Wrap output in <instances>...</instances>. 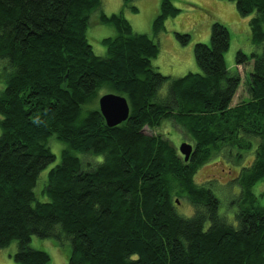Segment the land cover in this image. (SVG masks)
<instances>
[{
	"label": "trees",
	"instance_id": "1",
	"mask_svg": "<svg viewBox=\"0 0 264 264\" xmlns=\"http://www.w3.org/2000/svg\"><path fill=\"white\" fill-rule=\"evenodd\" d=\"M100 1L0 0V249L17 242L16 264H49L46 252L29 247L38 237L69 242L68 264H264V208L253 193L264 182V0H227L252 16L250 41L261 49L236 54L237 66L252 62L248 98L236 106L241 78L227 70L223 24L213 22L209 43L194 46L199 72L172 78L152 65L159 45L135 34L122 12L99 16L117 35L101 41L106 57L93 53L86 31ZM174 1L160 0L155 36L178 16ZM100 92L127 100L125 122L109 128L88 108ZM163 122L193 141L187 162L168 139L143 133ZM50 139L64 148L36 192L56 160ZM215 155L239 169L230 180L236 226L219 214L212 182H195ZM183 200L190 217L176 212Z\"/></svg>",
	"mask_w": 264,
	"mask_h": 264
},
{
	"label": "rangeland",
	"instance_id": "2",
	"mask_svg": "<svg viewBox=\"0 0 264 264\" xmlns=\"http://www.w3.org/2000/svg\"><path fill=\"white\" fill-rule=\"evenodd\" d=\"M159 5L160 0H131L129 7L125 8L123 7V0H101L100 7L90 15L86 31V38L93 53L98 57H106V47L101 41L117 35L112 26L103 25L98 21L99 16L101 14L110 16L122 12L135 34H145L159 45V55L152 62L156 71L164 76L180 78L188 73L199 72L194 61V46L197 43L208 44L212 23L220 22L228 29L230 34L229 48L225 53L227 70L231 74L238 71L241 78V85L233 97L231 106L246 101L248 96L244 89V80L247 73L252 70V62L244 66H237L235 57L238 51L246 56H249L252 52L261 51L260 48H255L250 41L248 22L252 16H241L235 7V3L227 0H175L173 5L179 10L178 16L167 19L163 30L155 36L152 26L159 13ZM130 7H135L137 11L132 12ZM176 33L189 35V42L182 45L176 39ZM166 94L167 85H164L159 90L158 95L159 97H165ZM101 96H103L102 92L88 108L98 109V99ZM143 133L148 136L160 135L168 139L170 145L176 149L179 155L178 150L182 143L194 145L183 130L175 126L171 127L167 122H163L160 127L155 129L145 127ZM49 146L51 152L56 156V160L54 164L41 172L35 189L36 192L46 183L47 172L50 167L60 162V151L64 148V145L55 139L49 140ZM80 156L77 155L78 158ZM251 160L252 156H246L241 164L246 165ZM82 161L88 163L92 162V159L90 156H82ZM238 172L237 166H233L230 161H225L220 155H215L198 170L194 177L195 182L201 186L208 181L212 182V192L220 202L219 214L225 216L226 222L232 226L237 224L235 214L238 207L234 200L236 196L238 198V192L233 188L231 179L236 177ZM253 193L257 197V205L264 208V182L256 185L253 188ZM37 199L41 200L42 198L37 197ZM176 206V212L180 216H192L193 209L187 201L178 202ZM29 247L33 250L46 252L50 257L51 264H68L62 257L59 248L55 247L49 240L32 237ZM67 247L70 248L69 242H65L62 246L65 251ZM16 252L17 242H12L7 248L0 249V264H16L13 258Z\"/></svg>",
	"mask_w": 264,
	"mask_h": 264
},
{
	"label": "water",
	"instance_id": "3",
	"mask_svg": "<svg viewBox=\"0 0 264 264\" xmlns=\"http://www.w3.org/2000/svg\"><path fill=\"white\" fill-rule=\"evenodd\" d=\"M98 110L109 128L120 125L129 117L127 100L122 96L111 93L105 94L98 99ZM178 151L183 160L187 162L193 153V146L188 143H182Z\"/></svg>",
	"mask_w": 264,
	"mask_h": 264
},
{
	"label": "crops",
	"instance_id": "4",
	"mask_svg": "<svg viewBox=\"0 0 264 264\" xmlns=\"http://www.w3.org/2000/svg\"><path fill=\"white\" fill-rule=\"evenodd\" d=\"M54 246H55V244H54ZM55 247L59 248V251H60L62 257H64V260L67 261V258H66V252L68 253V252L70 251V248L67 247L66 251H63V250H62V247H60L59 245H57V246H55ZM49 264H51V263H49Z\"/></svg>",
	"mask_w": 264,
	"mask_h": 264
}]
</instances>
